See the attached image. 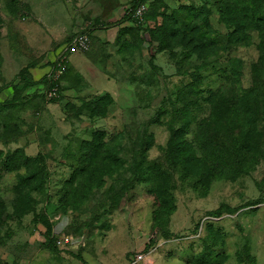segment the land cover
Here are the masks:
<instances>
[{"label":"rangeland","instance_id":"rangeland-1","mask_svg":"<svg viewBox=\"0 0 264 264\" xmlns=\"http://www.w3.org/2000/svg\"><path fill=\"white\" fill-rule=\"evenodd\" d=\"M144 1L138 23L135 0H0V264H130L138 253L139 264H194L205 251L214 264H264V150L250 172L209 186L202 163L186 170L174 152L227 142L214 121L239 105L247 121V91L259 111L249 137L264 139L257 33L229 56L226 0ZM80 33L90 47L46 85ZM102 144L113 154L96 162L110 168L99 178L84 156ZM81 171L91 191L77 187ZM62 236L71 244L56 246Z\"/></svg>","mask_w":264,"mask_h":264},{"label":"trees","instance_id":"trees-1","mask_svg":"<svg viewBox=\"0 0 264 264\" xmlns=\"http://www.w3.org/2000/svg\"><path fill=\"white\" fill-rule=\"evenodd\" d=\"M135 1L136 4L133 8H131V10H129V14L131 15L130 21L133 22H137L133 17L134 10H136L141 4L145 3L144 0ZM246 3V0H234L233 2L228 0L221 1L220 5L217 6L218 18H220L219 21L227 23L229 26L233 27L231 32L224 35L225 40H227L228 43L226 55L229 54L230 56V53H234L239 46L245 45L249 42L252 39L253 31H256L259 38L258 49L260 53V66L258 74L262 75V79L259 80L260 87L258 88L256 98L261 101L264 108V9H261V3L257 4V8H259V10L247 7ZM262 5H264V2H262ZM224 59L226 58H223L222 60ZM235 60L237 59H230V62L232 63V61ZM69 62L67 64V70ZM243 64L244 63L242 62V65ZM236 66L239 65L236 64ZM57 81L58 80L52 81L46 77L44 78V83L51 87L55 86ZM251 96H253V91L250 93L247 91L244 94V98L247 99L246 103L249 102V104H246V108L249 111L247 121L240 118L241 110H243L240 105L237 109L240 114H237V116L232 114L226 118L225 114L221 112L217 116V120L214 121H220L219 125H225L223 129L225 131H229V138L227 142H220L219 140L214 141L213 148L212 145H210V150H203L201 155L189 153L187 151V146L174 149L176 155L175 161H178L186 170L196 167L202 163L203 171L198 172L197 176L201 177L203 181H206L204 185L209 186V184L216 179L237 178L245 173H248L255 167L259 159L263 157L260 154L264 150V146H262L264 139H259V137L256 136L252 141L249 137L254 130H256V117L259 114L257 107H254V104H251L252 102H255L254 98ZM243 127H245V130H239L234 134V130L236 131ZM241 131L245 132L246 136H243L242 134L239 135ZM86 153H88V155L84 156V159L91 162V165H95V170H93L94 167H92L93 169L90 168L92 172H94L95 177L102 178L103 175H107L106 171L110 169L108 164L105 167H99L96 165V162H104V160L111 158L113 151L108 146L102 144L99 148H97V146L96 148L90 147ZM140 164L141 163H139L137 167ZM81 174L82 171L78 175H75V182L78 180V177L82 176ZM135 175H140L142 178H145L147 170L139 171V168H137ZM85 182L86 179L81 180L79 183L76 182L77 187L78 185H83L84 187H87L88 191H91L89 188L91 186H86ZM75 193H78V188L75 189ZM164 197L168 198V195L163 194V198ZM78 205H80V203H78ZM55 245L58 246L56 240ZM214 257L216 256H213L212 253L205 251L195 259L194 264H214Z\"/></svg>","mask_w":264,"mask_h":264},{"label":"built area","instance_id":"built-area-1","mask_svg":"<svg viewBox=\"0 0 264 264\" xmlns=\"http://www.w3.org/2000/svg\"><path fill=\"white\" fill-rule=\"evenodd\" d=\"M146 11V5L143 3L137 7L133 12V17L136 19L138 23H142L144 21V14ZM91 38L87 33L76 34L63 48H61L55 57V61L53 64V70L49 72L48 79L50 80H58L67 70V64L70 61V54L73 52H81L86 51L90 47ZM55 91V90H54ZM70 238L68 236H62L57 240L58 247H62L65 245H70ZM143 253L136 254L130 264H139L140 261L143 260Z\"/></svg>","mask_w":264,"mask_h":264}]
</instances>
